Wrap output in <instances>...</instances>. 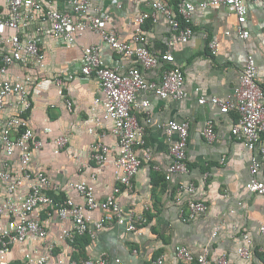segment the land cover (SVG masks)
I'll use <instances>...</instances> for the list:
<instances>
[{
  "label": "crops",
  "instance_id": "crops-1",
  "mask_svg": "<svg viewBox=\"0 0 264 264\" xmlns=\"http://www.w3.org/2000/svg\"><path fill=\"white\" fill-rule=\"evenodd\" d=\"M68 0H36L40 11L49 8L57 11L67 10ZM90 0L91 12L100 10L109 14V21L103 26L114 31L119 39L127 40L135 33L144 35L146 47L154 54L165 51V44L171 38L167 21L158 16L155 23L147 21L142 27L132 24L140 13L149 11L145 0ZM179 1H186L197 7L201 0H169L168 5L175 7ZM246 6L244 28L248 38L243 41L235 32V15L225 7L198 8L192 14V37L186 44H176L172 49L174 62L183 76V89L187 97L180 101L158 99L151 92L138 94V101L150 103L151 125L145 127V147L150 150V161H142L138 173L132 180L133 191H124L117 201L126 210L142 213L148 223L140 228L138 234L125 233L123 229L111 226L99 232L90 244L80 251L77 245L68 246L62 241V235L69 229V222L56 217L47 220L43 213L38 219L47 231L43 240L27 237L23 243L14 244L4 257L7 264H36L44 259L46 264H55L56 259L70 257L79 261L86 257H98L106 252L117 257L124 264H147L158 256L164 258V264H181L175 260V250L185 246L193 254H199L203 248L208 250L210 264L221 254H225L229 264H264L259 248L264 238L259 227L264 222V200L248 194L244 185L249 178L251 154L231 135V128L237 123V115L228 113L218 115V109L210 103L200 105L199 98H223L239 84L246 58L251 56L256 67V81L264 89V9L242 0ZM0 10L6 12L4 1L0 0ZM39 12V11H37ZM36 12V13H37ZM40 32H36L40 28ZM29 37L40 41L43 60H25L19 65L8 68L3 77L18 85L29 94L31 110L28 114V126L34 136L42 142L38 151L31 153L28 170L45 173L53 185L59 187L55 194L61 200L67 194L79 205L82 200L75 191L66 188L68 183H83L102 201L114 187L112 161L116 149L112 137L104 140L110 146V154L102 166H96L90 160V146L98 140L100 131L95 120L103 114L102 106L94 105L96 97L102 99L97 80L80 74L82 49L89 45L101 48L104 64L111 67L120 65L131 67L134 63L114 55L100 38L93 33L88 24L78 32L73 48L57 44L50 36V24L39 21L28 29ZM228 33V35H226ZM12 34L0 27V35L5 38ZM208 41L218 44L217 53L211 55ZM3 48H6L4 45ZM3 50V49H2ZM0 50V52H2ZM135 66V65H134ZM168 67H158L142 71L149 82L158 83L161 72ZM72 79L69 80L68 77ZM61 81V84H58ZM70 102V108L65 101ZM138 120L144 123V115L137 113ZM215 116V117H214ZM213 120L215 138L207 142L202 136L204 123ZM187 121L189 137L186 149L188 165L187 175H175L164 179V169L170 163V142L163 130L156 124ZM65 137L67 144L58 148L56 139ZM264 143V136L261 137ZM138 156L142 148L136 149ZM12 169H17V157H12ZM153 167H158L155 171ZM94 176L91 179V176ZM193 184L196 188L192 198L207 206L206 214L184 223L180 220V211L186 213V201L190 198L184 192H177L180 185ZM29 183H26L14 199L22 197ZM6 194L2 191V197ZM240 203V205H238ZM233 211L232 214L229 212ZM91 220L99 218L101 212H84ZM219 227L216 237L213 230ZM241 233L250 236L253 246L248 261L240 259L236 253L237 241ZM54 242L52 256H48L47 246ZM137 250L132 256L131 250Z\"/></svg>",
  "mask_w": 264,
  "mask_h": 264
},
{
  "label": "built area",
  "instance_id": "built-area-1",
  "mask_svg": "<svg viewBox=\"0 0 264 264\" xmlns=\"http://www.w3.org/2000/svg\"><path fill=\"white\" fill-rule=\"evenodd\" d=\"M6 12L0 10V27L6 28L12 34L3 38L0 35V264H7L4 257L11 247L23 243L27 237L43 240L47 231L41 220L40 213L50 220L56 217L60 221L69 222V229L62 235V241L72 246L77 238L88 236L93 240L105 228L115 226L125 233L138 234L140 228L147 225L144 214L126 210L117 201L123 191L130 194L133 191L132 180L138 173L142 161H150L151 153L145 147V127L151 125L147 100L138 101V94L151 92L162 101H180L187 97L183 89L181 71L171 65L174 62L172 49L176 44H186L192 37V14L196 8L204 10L210 7H225L236 17L235 32L239 39L245 41L248 31L244 28L246 21V6L242 0H201L195 7L189 2L179 1L175 7L168 5L169 0H145L149 11L140 13L133 19L132 24L142 27L147 21L155 23L158 16L167 21L171 38L165 44V51L156 55L145 45L144 35L135 33L127 40H121L114 31H108L104 24L109 21V14L96 9L91 12L90 0H68L66 11L47 9L40 11L36 0H3ZM123 0H117V5ZM264 9V0H251ZM39 11V12H37ZM37 12V13H36ZM50 24V36L59 45L73 48L76 44L78 32L88 24V28L100 38L101 45L106 46L114 55L121 59H128L133 66L107 67L101 58V48L98 45H89L82 49L79 72L85 77L93 76L98 83L102 99L96 97L94 105H101L103 114L95 120V127L99 129L98 140L90 146V160L96 166L106 163L110 154V146L104 139L112 137L116 149L115 159L112 161L114 187L102 201H97L93 192L83 183H68L66 188L75 191L82 200L79 205L72 198L54 199L59 187L51 183L48 176L41 172L28 170L31 153L42 147L28 126V114L31 110L29 94L4 79L8 68L16 66L25 60H43L44 55L40 48V41L30 35L28 29L35 22ZM40 28L36 32H40ZM42 30V29H41ZM228 35V33H226ZM6 48H3V46ZM207 48L211 55L217 53L218 44L208 41ZM167 64L161 72L158 83L147 81L142 71H148ZM72 79L71 76L68 77ZM58 84L61 81L58 80ZM198 103H210L218 109V115L235 113L237 123L231 128V135L250 154L249 178L244 185L248 194L258 196L264 200V89L256 81V67L251 56L246 58L241 71L239 84L231 93L223 98H199ZM70 108V102L65 101ZM144 115V123L138 120L137 113ZM214 116V117H215ZM157 129L163 130L168 141L170 163L164 169V179L170 180L175 175H187L186 149L189 137L187 121L156 124ZM202 136L207 142L215 138L213 120L204 123ZM67 144L65 137L56 139L58 148ZM142 148V155L136 154V149ZM17 157V169H12V157ZM159 171L158 167H153ZM93 175L91 179H93ZM25 194L17 199L13 195L26 184ZM2 191L6 196L2 197ZM177 192H184L190 198L186 201V213L180 211V220L184 223L206 214L207 206L196 201L192 196L196 192L193 184L180 185ZM240 205V203H238ZM99 211L97 219L86 218L84 212ZM230 214L233 211L229 212ZM264 238V222L258 229ZM219 227L213 230L212 237H216ZM253 246L250 236L241 233L237 241L236 253L243 261L251 257ZM55 243L47 246L48 256L53 255ZM264 257V244L259 248ZM136 256L137 250H131ZM175 260L181 264H210L208 250L203 248L199 254H193L185 246L175 250ZM214 264H229L225 254H221ZM27 264V263H22ZM36 264H46L44 259H37ZM55 264H124L117 257L102 252L98 257H86L76 261L70 257L56 259ZM147 264H164V258L158 256L149 260Z\"/></svg>",
  "mask_w": 264,
  "mask_h": 264
},
{
  "label": "trees",
  "instance_id": "trees-1",
  "mask_svg": "<svg viewBox=\"0 0 264 264\" xmlns=\"http://www.w3.org/2000/svg\"><path fill=\"white\" fill-rule=\"evenodd\" d=\"M53 197L54 199H56L55 195ZM90 242H91V239H89L88 236H83V237L77 238L73 245H77L79 247L78 249L82 251L83 249H85L86 246L90 244Z\"/></svg>",
  "mask_w": 264,
  "mask_h": 264
}]
</instances>
